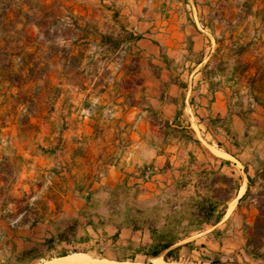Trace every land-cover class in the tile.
<instances>
[{
	"label": "crops",
	"instance_id": "obj_1",
	"mask_svg": "<svg viewBox=\"0 0 264 264\" xmlns=\"http://www.w3.org/2000/svg\"><path fill=\"white\" fill-rule=\"evenodd\" d=\"M79 1L69 7L77 20H63L72 27L69 34H30L22 52L10 49L8 35L0 39V47L7 44L0 53V161L11 167L0 171V185L18 191L43 182L41 195L60 189L67 216L91 210L85 197L90 189L99 212L107 214L110 190L144 165L170 163L154 177L168 182L179 176L177 168L189 167L190 154L196 157L191 168H218L220 162L214 166L201 158L209 151V136L234 144V127L245 120L228 116L229 87L211 89L221 76L206 74L219 55L218 33L208 25L210 6L205 0ZM24 9L22 24L36 25L27 18L31 6ZM147 106L169 120L171 129L200 143L176 136L179 145L187 144L180 158L166 147L171 136ZM140 180L129 176L128 184ZM106 229L116 231L113 224ZM124 232L133 235L129 227L121 237Z\"/></svg>",
	"mask_w": 264,
	"mask_h": 264
},
{
	"label": "trees",
	"instance_id": "obj_2",
	"mask_svg": "<svg viewBox=\"0 0 264 264\" xmlns=\"http://www.w3.org/2000/svg\"><path fill=\"white\" fill-rule=\"evenodd\" d=\"M252 5L250 0L244 3L246 14L253 12ZM5 14L3 7L0 10V24ZM208 25L212 29L215 27L212 19ZM216 40L219 42L217 53L220 54L224 46L220 43L223 44L224 39L216 36ZM230 41L231 46L227 48L231 53L222 54L216 68H207L206 74L209 78L216 74L221 76L220 80L211 82V89L218 85L229 87L231 103L228 116L235 113L246 121L247 115L255 112L258 106L264 110V69L256 66L252 71L251 64L241 59L252 41L244 42L241 34L231 35ZM230 59H234L231 64ZM229 64L230 70L227 71L225 65ZM246 76L248 82L244 95L238 85L240 79ZM18 77L19 74H15V78ZM147 109L157 120L161 118L159 121L166 135L179 133L171 129L169 120H163L156 109L151 106H147ZM228 116L215 119L226 120ZM209 119L214 120L211 117ZM184 137L185 143H200L192 134H185ZM233 143L238 145L239 142L234 140ZM195 160L194 154H190L189 167L177 168L179 176L171 182L154 178L166 172L170 163L163 168L147 164L136 174H127L123 181L110 190L106 202L109 209L107 214L99 212L100 204L92 199L93 190L90 189L85 197L91 210L67 216L63 211L64 197H61L60 189L55 192L49 188L45 195H41L43 182H39L36 189L33 186L29 190L19 187L20 194H15L13 185H0V264H40L54 256L87 251L86 247L78 245L89 243L95 234L98 243H110L118 260H135L139 256L145 259L161 256L164 260H178L183 249L191 253L206 246L190 238L208 227H212L210 235L222 244L227 235L218 225L226 217L229 202L240 191L242 176L236 177L223 170L225 165L231 164L229 159L222 158L218 168L204 166L198 169L191 168ZM243 165L247 186L237 199V211L242 216L244 242L237 253L246 261L249 259L264 264V159L260 158L258 165H254L253 174L249 172V163L243 162ZM10 169L6 160L0 161V171ZM52 172L61 173L56 169ZM60 175L66 181L67 176ZM129 176L141 180L128 184ZM148 182L152 185L148 186ZM78 189L84 191L85 185H79ZM62 191L65 194L66 188ZM144 192L150 193L146 200L140 198ZM243 208L248 212H244ZM59 215L62 216L58 218ZM81 216L86 217L85 222ZM107 224L115 226L113 234L107 231ZM41 225L46 226V235L37 239L35 235ZM125 227L131 228L133 235L122 239L121 232ZM25 230L29 233H25ZM136 232L141 234L138 241L134 237ZM222 255V251H211L201 257L210 264H224Z\"/></svg>",
	"mask_w": 264,
	"mask_h": 264
},
{
	"label": "rangeland",
	"instance_id": "obj_3",
	"mask_svg": "<svg viewBox=\"0 0 264 264\" xmlns=\"http://www.w3.org/2000/svg\"><path fill=\"white\" fill-rule=\"evenodd\" d=\"M246 1L247 0H205L207 4L210 3L209 6L212 9V20L215 24L218 36L224 39L223 44L220 43V45H224L222 46L223 50L215 58V62H219V58L222 54L231 53L227 48V46H231L230 36H239L241 34L244 42L252 41L250 45H247V50L241 59L244 62H249L253 71L256 66H262L264 69V0H250L253 3V12L250 14H246L244 10V3ZM27 4L30 5L33 10L31 13L29 12L27 14V18L30 21L35 22L37 26L33 23L25 25L21 22L22 16H24V12H26L24 7ZM77 4H82V2L79 0H0V10H2L3 7L6 10V14L2 16L0 24V39L3 36L8 35L11 41L13 40L9 43L10 49H14L15 52H22L24 49L23 41L25 37L30 34L35 33L36 36L44 34L49 37L69 34L71 33L72 27L65 25L63 20H68L71 23L77 20V15L75 16V14L71 13L69 9V7H73ZM6 45L7 44H5V47ZM5 47H0V53H3L4 50H6ZM30 48H32V45H30ZM3 57L5 58V56ZM230 60L231 64L234 59ZM230 64L225 65L227 71L230 70ZM21 78L22 76L19 75L17 80H20ZM247 82V76L240 79L238 86L241 88V94H246ZM262 84H264V81ZM244 99L247 103L246 96ZM263 111L264 110L258 106L255 112L247 115L248 118L245 121V125L241 124L236 129L234 127L233 137L237 138V141L239 142L238 145L228 142L221 135H218L216 140L212 142L213 137L209 136L210 139L208 141L210 145H207L209 151L206 153V156L203 154L201 155V158L203 159L210 158L212 164L215 166L219 164L220 159L226 157L223 155L225 149L232 152L234 155L228 157L230 158L229 160H231V164L225 165L223 170L227 173L234 174L236 177L242 176L241 186H247V177L246 173L243 171V162L249 163V172L253 174L254 165H258V160L260 158L264 159ZM174 133H172V135L169 134L171 139L165 142L166 147L173 150V152H178L181 158L186 151L187 144L179 145L175 137L179 135L185 136V133ZM6 171L8 173L11 169ZM151 185L152 183L148 182V186ZM239 192L240 191H238V193ZM14 193L20 194L18 191H14ZM238 193L233 199L238 197ZM149 197V192H144L140 195L142 200H146ZM237 203L238 200L229 215L227 217L224 216L223 220L218 225L225 230L227 235L222 244L210 235L212 227H208L204 231L197 233L190 238H195L197 244H206L205 247H201L199 250L195 249L191 253H188L186 249H183L180 259L166 261H176L184 264H210L207 260H203L201 255L209 254L211 251H222L223 255L221 258L224 264H258L249 259L246 261L242 255L237 253L241 250L244 242L241 231L242 216L237 211ZM243 211L248 212L245 208H243ZM61 216L62 215H59L58 218ZM84 221H86V219H84ZM45 228V225H41L37 228V234L35 235L37 239L46 235ZM25 233H29V231H26ZM128 236H130V234L124 232L122 239H125ZM97 237L98 236L95 234V238L89 243L78 245L87 248V251L82 252H87L99 259L118 260L111 249L110 243H104L103 241L98 243L96 240ZM134 237L138 241L141 234L136 233ZM146 239L147 236H145V240ZM153 260V258L145 259L144 257L139 256L135 260L118 261L149 263Z\"/></svg>",
	"mask_w": 264,
	"mask_h": 264
},
{
	"label": "bare ground",
	"instance_id": "obj_4",
	"mask_svg": "<svg viewBox=\"0 0 264 264\" xmlns=\"http://www.w3.org/2000/svg\"><path fill=\"white\" fill-rule=\"evenodd\" d=\"M223 155L226 157L231 156L226 152H224ZM244 191H245V185H242L238 197L241 196V194ZM238 197L230 203L226 217L233 209L235 203L237 202ZM40 264H184V263H179L176 261H166L161 256L154 258V260L149 263L137 262V261L104 260L94 257L87 252L81 251V252H72L63 256H55L51 259L44 260Z\"/></svg>",
	"mask_w": 264,
	"mask_h": 264
}]
</instances>
